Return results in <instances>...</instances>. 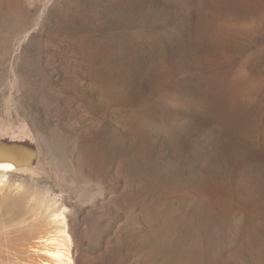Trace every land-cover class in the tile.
<instances>
[{
  "label": "rangeland",
  "instance_id": "rangeland-1",
  "mask_svg": "<svg viewBox=\"0 0 264 264\" xmlns=\"http://www.w3.org/2000/svg\"><path fill=\"white\" fill-rule=\"evenodd\" d=\"M2 157L80 264H264V0H0Z\"/></svg>",
  "mask_w": 264,
  "mask_h": 264
},
{
  "label": "bare ground",
  "instance_id": "bare-ground-1",
  "mask_svg": "<svg viewBox=\"0 0 264 264\" xmlns=\"http://www.w3.org/2000/svg\"><path fill=\"white\" fill-rule=\"evenodd\" d=\"M245 83L242 79L230 88L236 108ZM26 170L22 161L0 158V264H80L68 210L59 206L57 197L43 191L31 192L27 200L30 188L12 179L14 172Z\"/></svg>",
  "mask_w": 264,
  "mask_h": 264
}]
</instances>
